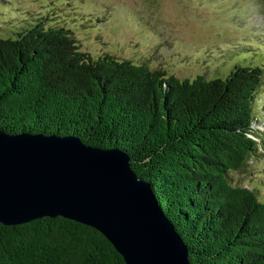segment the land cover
<instances>
[{"label":"trees","instance_id":"1","mask_svg":"<svg viewBox=\"0 0 264 264\" xmlns=\"http://www.w3.org/2000/svg\"><path fill=\"white\" fill-rule=\"evenodd\" d=\"M264 75L178 79L33 22L0 36V131L72 136L125 153L186 247L189 264H264V203L229 182L254 156L251 112ZM0 264H124L93 228L59 216L0 224Z\"/></svg>","mask_w":264,"mask_h":264},{"label":"rangeland","instance_id":"2","mask_svg":"<svg viewBox=\"0 0 264 264\" xmlns=\"http://www.w3.org/2000/svg\"><path fill=\"white\" fill-rule=\"evenodd\" d=\"M33 22L66 28L91 58L108 54L178 79H222L233 65L264 72V0H0L1 37ZM251 112L258 148L228 179L264 203V75Z\"/></svg>","mask_w":264,"mask_h":264},{"label":"water","instance_id":"3","mask_svg":"<svg viewBox=\"0 0 264 264\" xmlns=\"http://www.w3.org/2000/svg\"><path fill=\"white\" fill-rule=\"evenodd\" d=\"M56 216L99 232L124 264H189L125 153L72 136L0 131V224Z\"/></svg>","mask_w":264,"mask_h":264}]
</instances>
